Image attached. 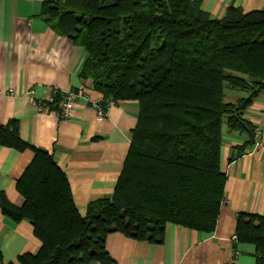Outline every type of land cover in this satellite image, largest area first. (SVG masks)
I'll use <instances>...</instances> for the list:
<instances>
[{
	"label": "trees",
	"instance_id": "16d2710c",
	"mask_svg": "<svg viewBox=\"0 0 264 264\" xmlns=\"http://www.w3.org/2000/svg\"><path fill=\"white\" fill-rule=\"evenodd\" d=\"M40 16L85 50L81 78L103 103L138 101L140 116L114 197L85 217L54 156L34 148L17 183L24 205L0 195L4 214L30 221L42 241L23 264H110L111 234L160 243L169 223L214 232L227 184L224 129L249 136L238 157L255 141L245 112L264 90V11L231 7L216 19L198 0H45ZM227 90L247 96L229 102ZM0 144L29 147L16 120L0 124ZM235 237L264 264L263 216L239 215Z\"/></svg>",
	"mask_w": 264,
	"mask_h": 264
},
{
	"label": "crops",
	"instance_id": "0c3cea01",
	"mask_svg": "<svg viewBox=\"0 0 264 264\" xmlns=\"http://www.w3.org/2000/svg\"><path fill=\"white\" fill-rule=\"evenodd\" d=\"M198 1L216 19H223L231 7L246 13L264 11V0ZM44 2L0 0V124L16 120L20 137L29 146L21 151L0 144V195L14 206L24 205L17 183L35 158L34 148L42 149L66 173L75 204L85 217L91 203L114 197L139 121L140 104L113 102L104 119L83 99L74 104L67 120L55 111L36 109L28 95L31 90L47 100L55 91L84 88L91 102L103 100L93 82L81 78L85 50L59 36L40 16ZM9 90L16 96L6 95ZM226 96L236 102L247 94L227 90ZM245 118L261 130L264 141V90ZM249 139L247 134L224 129L222 168L227 184L214 232L169 223L160 243L111 234L107 239L110 264H256L255 246L238 244L235 237L239 215L264 217V148L256 150L253 144L237 156ZM42 245L30 221H15L0 208V264H23L21 259L38 255Z\"/></svg>",
	"mask_w": 264,
	"mask_h": 264
},
{
	"label": "built area",
	"instance_id": "2783aa9c",
	"mask_svg": "<svg viewBox=\"0 0 264 264\" xmlns=\"http://www.w3.org/2000/svg\"><path fill=\"white\" fill-rule=\"evenodd\" d=\"M0 93L2 94L3 92ZM6 95H8L9 97L16 96L14 90H9L6 93ZM28 95L35 102L36 109L39 112L55 111L56 114L59 116V118H61L62 120H67L71 117L74 104L79 99H83L87 103H89L92 106V108L95 110L98 118L101 119L106 118L107 111L111 105V103L104 104L103 101L91 102L84 88H81L76 91H68V92L55 91L53 96L47 100H41L37 98L33 90L28 92ZM57 97H59L58 101H57ZM254 148L256 150L260 148H264V141L262 140V132L259 129H256L255 132Z\"/></svg>",
	"mask_w": 264,
	"mask_h": 264
}]
</instances>
